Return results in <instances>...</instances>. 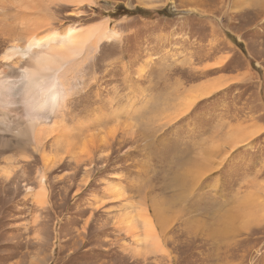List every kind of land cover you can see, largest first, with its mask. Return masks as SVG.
Wrapping results in <instances>:
<instances>
[{
	"label": "rangeland",
	"instance_id": "1",
	"mask_svg": "<svg viewBox=\"0 0 264 264\" xmlns=\"http://www.w3.org/2000/svg\"><path fill=\"white\" fill-rule=\"evenodd\" d=\"M33 22L117 34L65 118H120L95 150L0 146V264H264V0H0V74Z\"/></svg>",
	"mask_w": 264,
	"mask_h": 264
},
{
	"label": "bare ground",
	"instance_id": "2",
	"mask_svg": "<svg viewBox=\"0 0 264 264\" xmlns=\"http://www.w3.org/2000/svg\"><path fill=\"white\" fill-rule=\"evenodd\" d=\"M19 14L24 18H18L16 21L19 22L21 20V23L23 22L22 24L25 25L28 15L24 13ZM19 14L17 13V15ZM35 22H33L31 26H27L23 35L17 32L16 29L7 30L3 28L7 30V32L5 31L4 33V37H7L8 41H11V46L7 48L3 54L2 64H7V67H9L8 69L11 71L10 75L16 74L17 78L19 77V81H17V78L16 80L12 79L6 72L0 74V135L2 136H0V146L3 147V144L10 145L12 143V145L18 144L23 147L35 146L38 149L46 148L42 150V152H46L48 147L52 145L56 146L58 143L64 142L63 144L65 146L63 149H67L72 145L78 146L80 141L88 139V141L83 142V147L86 149V146L92 143L95 150L100 144H103L101 143L102 140H98L99 135L88 134L92 131H98L104 124L120 118V114L117 112L113 113L114 116L109 118H107L108 116L104 113L100 116L89 114L87 116L88 119L85 120L83 124L73 128L71 125H68L65 117L68 115L66 112H69L72 108L70 107V103L75 100L74 97L80 95L79 83L82 82L84 78L89 77L88 72L90 70H87V72L86 68L88 69V66L93 64L92 62L102 42L106 40L111 41L117 34L110 30L106 24H102L88 29H79L73 26L66 28L63 32L55 30L44 37H40L41 29L37 28L40 23L35 25ZM16 37L19 38V41ZM20 37H24V42H21L22 38ZM13 38L15 39L11 40ZM116 39L115 37L113 40ZM14 60L16 61L15 63ZM10 63H13V65L9 66ZM19 70H21V72ZM19 73H21V75H19ZM92 77L94 78V76ZM83 95L84 94L80 95L78 98H84ZM198 98L200 97H196L194 100ZM19 103L23 107V115L19 114ZM191 104H193V102ZM98 106V109H95V106L92 107V109H86L96 111L103 108V104L101 105L100 102ZM131 107H134L133 103H131ZM84 114H87V112L85 111ZM128 114L131 115L132 113ZM129 126L131 136L129 141L133 142L134 133L132 131L134 128L132 124ZM116 138L115 132L112 134L111 139L115 140ZM103 147H101V149ZM71 148L73 149V146L70 147V149ZM56 149L61 150V148ZM43 159H45V156ZM183 161L185 162V160ZM192 172L194 171L192 170ZM197 176L194 175L192 181H196L195 179ZM179 180L180 185H182L185 176L180 175L177 182ZM40 182L42 184L46 183L45 175L40 179ZM40 188V193H37L39 194L37 198L44 204V186L42 185ZM188 188L189 187L182 189L180 186L181 195L179 196L181 198H184V195L188 193ZM248 198H245L242 207L245 213L244 215L251 213V211H254L255 208L261 205L259 203L261 198H257V201L254 200L257 204L252 205H250L251 201ZM167 211L168 210H166V212Z\"/></svg>",
	"mask_w": 264,
	"mask_h": 264
},
{
	"label": "trees",
	"instance_id": "3",
	"mask_svg": "<svg viewBox=\"0 0 264 264\" xmlns=\"http://www.w3.org/2000/svg\"><path fill=\"white\" fill-rule=\"evenodd\" d=\"M146 12H148V11H146ZM146 12H145V13H142L141 10H137L136 13H135L134 15H136L137 13L142 14V15H149V14L146 13ZM120 16L123 17V16H125V15L120 14V13H119V10H118V13H117V15L115 14V17H116V18H118V17L121 18Z\"/></svg>",
	"mask_w": 264,
	"mask_h": 264
}]
</instances>
